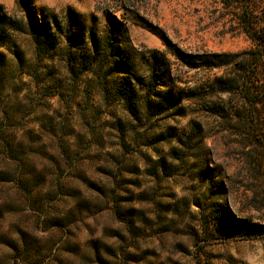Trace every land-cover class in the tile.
I'll return each instance as SVG.
<instances>
[{"label": "rangeland", "instance_id": "obj_1", "mask_svg": "<svg viewBox=\"0 0 264 264\" xmlns=\"http://www.w3.org/2000/svg\"><path fill=\"white\" fill-rule=\"evenodd\" d=\"M0 264H264V0H0Z\"/></svg>", "mask_w": 264, "mask_h": 264}, {"label": "trees", "instance_id": "obj_2", "mask_svg": "<svg viewBox=\"0 0 264 264\" xmlns=\"http://www.w3.org/2000/svg\"><path fill=\"white\" fill-rule=\"evenodd\" d=\"M112 1H114V0H107L108 5L112 4ZM106 43H108V39H105V40H104V44H105V45H106ZM214 56H219V55H215V54H214ZM212 67L217 68V67H219V66L216 65V64H213Z\"/></svg>", "mask_w": 264, "mask_h": 264}]
</instances>
